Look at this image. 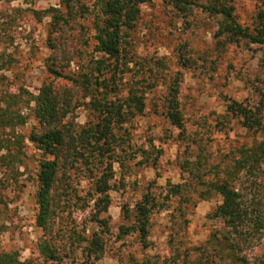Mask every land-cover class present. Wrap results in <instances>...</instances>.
Returning <instances> with one entry per match:
<instances>
[{"label":"trees","instance_id":"obj_1","mask_svg":"<svg viewBox=\"0 0 264 264\" xmlns=\"http://www.w3.org/2000/svg\"><path fill=\"white\" fill-rule=\"evenodd\" d=\"M148 1L94 0L97 13L93 53L100 56L88 60L78 72L64 73V69L75 58L83 57V47L88 42L82 48L74 43L84 39L83 27L77 37L69 33L76 29L72 24L88 13V7L82 0H59L58 7L43 12L48 19L46 46L51 51L45 68L52 81H64L69 86L56 87L52 81H45L37 94H30L27 100L37 122L28 141L41 154L33 191L34 225L43 235L36 240L35 258L20 260L17 251H0V264H64L76 251L96 261L102 257L103 235H85L73 227L66 229L61 226V219L73 208L88 210L89 221L102 227L103 234L109 232L103 215L110 204L113 166L119 164V168L126 169V162L133 159L125 125L142 115L146 107L145 89L149 86L129 84L124 78L130 63L125 48L140 7ZM164 2L182 16L201 8L217 18L216 38L224 37L230 44L243 40L259 46V69L264 71L263 10L257 12L251 26H244L234 15L233 0ZM39 15L35 12V16ZM252 94L241 102L227 99L225 110L216 117L214 125L227 134L236 124L251 140L231 150L229 161L211 164L202 136L187 135L178 97L179 79L174 78L168 86L162 115L169 128L178 131V140L187 144L180 166L186 177L170 186L165 199H177L175 212L184 224L188 206L214 197L220 200L207 215L220 227L199 244L182 251L176 249L172 264H264V92L252 86ZM18 98V94L7 95L0 106V244L6 227L2 212L5 191L16 184L23 156L24 139L16 128L25 124V117L17 108ZM79 106H84L92 117L83 125L74 122ZM154 151V146H150V150L141 149L139 153L147 161ZM163 209L164 204L147 189L132 208L124 206L128 224L120 226L118 236L135 234L141 247L148 248L150 218Z\"/></svg>","mask_w":264,"mask_h":264},{"label":"rangeland","instance_id":"obj_2","mask_svg":"<svg viewBox=\"0 0 264 264\" xmlns=\"http://www.w3.org/2000/svg\"><path fill=\"white\" fill-rule=\"evenodd\" d=\"M82 1L89 11L72 24L76 29L69 34L77 37L83 27L84 39L80 42L76 39L74 43L82 48V44L88 42V46L83 47V57L75 58L64 73L78 72L88 60L100 56L93 53L97 13L94 0ZM198 2L205 3L206 0ZM232 4L238 23L244 26H251L257 12L264 11V0H233ZM58 6L59 0H0V106L5 96L18 94L17 108L25 117V124L16 128L24 139L22 164L16 184L12 183L5 191L2 212L6 227L0 251H17L20 260L38 255L35 244L43 235L34 225L33 191L41 154L28 141L37 122L27 100L30 94H37L43 82L52 81L45 68L51 51L46 46L48 19L43 12ZM35 12L40 14L39 17ZM217 30L218 19L201 8H194L182 16L164 0H149L140 7L129 46L125 48L130 62L125 81L149 86L145 89L143 114L125 125L133 159L126 162V169L119 168V164L113 166L115 175L109 192L110 204L103 215L107 219L108 234H103L102 227L89 221L88 210L73 208L70 214L68 211L62 214V227H73L85 235L97 232L104 238V252L98 261L76 251L64 264H172L176 249L182 251L197 245L213 229L220 227L219 222L207 219L220 202L219 198L188 206L185 224L175 212L177 199H165L170 186L181 183L186 177L180 166L187 143L178 140V131L169 128L162 115L168 86L178 78V97L187 135L198 133L196 138L202 136L211 164L229 161L231 150L251 140L236 124L227 134L216 130L214 125L216 117L224 112L227 99L241 102L253 96L252 86H258L264 92V71L259 69L262 50L243 40L227 43L224 37H215ZM52 82L56 87L69 86L64 81ZM90 118L84 106L75 110L76 124L83 125ZM150 146H154L155 151L143 161L145 158L139 150H150ZM153 160H156L155 165ZM147 189L160 204H164V209L150 218L149 247L145 249L135 234L119 237L118 232L120 226L128 224L124 206L132 208Z\"/></svg>","mask_w":264,"mask_h":264}]
</instances>
